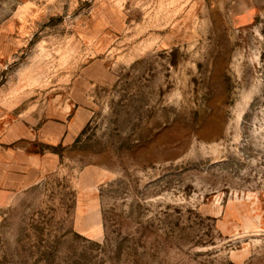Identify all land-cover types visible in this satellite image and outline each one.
I'll return each instance as SVG.
<instances>
[{"label": "rangeland", "instance_id": "374dc122", "mask_svg": "<svg viewBox=\"0 0 264 264\" xmlns=\"http://www.w3.org/2000/svg\"><path fill=\"white\" fill-rule=\"evenodd\" d=\"M12 8L0 264H264V0Z\"/></svg>", "mask_w": 264, "mask_h": 264}, {"label": "crops", "instance_id": "0c3cea01", "mask_svg": "<svg viewBox=\"0 0 264 264\" xmlns=\"http://www.w3.org/2000/svg\"><path fill=\"white\" fill-rule=\"evenodd\" d=\"M33 1L37 0H4V3H10L11 6L6 8V15L0 20V62L3 60L7 63L13 53L12 23L15 20V14L12 4L22 5ZM23 136L21 128L20 131L14 130L11 121H8L5 116L0 117V207L7 206L12 200L13 192L24 188L29 183L27 152L21 144L13 147V143L22 139Z\"/></svg>", "mask_w": 264, "mask_h": 264}]
</instances>
